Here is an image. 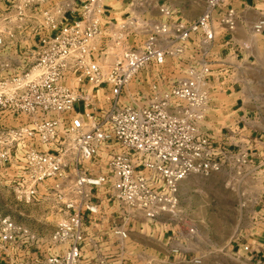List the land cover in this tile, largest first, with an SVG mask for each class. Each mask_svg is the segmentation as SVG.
<instances>
[{
	"label": "built area",
	"instance_id": "1",
	"mask_svg": "<svg viewBox=\"0 0 264 264\" xmlns=\"http://www.w3.org/2000/svg\"><path fill=\"white\" fill-rule=\"evenodd\" d=\"M76 1L79 16L69 22L60 5L37 10L43 0L0 2V52L23 44L25 56L21 69L0 62V188L19 203L53 200L64 216L51 246L37 253L39 264H79L83 217L97 212L92 200L99 191L118 210L154 220L174 214L189 177L219 173L230 159L239 180L257 167L247 150L214 146L202 131L209 96L201 86L212 71L216 30L236 25L230 0H203L201 14L187 23L169 0H124L154 3L158 19L131 13L119 21L108 17L104 0ZM38 25L57 32L40 37L32 51L28 36L18 35ZM263 29L264 16L252 30ZM189 44L200 46L201 58L181 68L176 83L156 77L143 89L141 74L180 59ZM2 209L0 201V263L7 251L25 253L37 241ZM112 233L127 238L119 228ZM201 263L199 257L186 262Z\"/></svg>",
	"mask_w": 264,
	"mask_h": 264
},
{
	"label": "crops",
	"instance_id": "2",
	"mask_svg": "<svg viewBox=\"0 0 264 264\" xmlns=\"http://www.w3.org/2000/svg\"><path fill=\"white\" fill-rule=\"evenodd\" d=\"M169 2L186 23L194 21L204 8L203 0ZM53 5H60L65 10L63 18L68 22L79 16V4L76 0H43L37 10H47ZM104 5L107 7L108 17L113 21H119L131 13L141 14L152 20L158 19L154 3L148 8L143 4L124 0H104ZM226 8L235 11L236 25L230 32L222 28L216 30L215 43L208 57L212 71L201 86L209 96V108L202 123V131L214 146H225L232 151L238 148L247 150L253 166L257 167L250 173L247 172L251 168L249 167L243 173V179L239 180L230 159L218 173L227 178L226 186L240 192L242 206L249 207L248 220L241 225L240 237L230 249L224 245L219 251V257L211 258L207 255L201 264H264V29L259 34L252 30L264 16V2L230 0ZM57 21H61L60 17ZM59 22L58 30L63 25V21ZM36 30L38 31L26 32L18 37L27 35L28 42H33L31 46L36 48L40 37L54 36L57 32L39 25ZM200 49L198 45L189 44L180 59L175 62L167 59L159 71L148 70L145 77L141 74L142 80H145L143 89L156 80V77L163 85L176 83L182 76L181 68L201 58ZM8 50L12 51L10 47ZM136 87V82H133L132 88ZM0 124H5L1 117ZM106 198L104 191L97 192L92 200L98 207L97 212L86 213L83 217L85 240L81 245L79 264H98L102 260H107L109 264H186L192 257L202 260L201 255L189 249L192 237L177 225L170 227L172 224L167 222L166 215L154 220L142 215H129L128 211H120L111 206ZM45 201L47 199L41 197L37 203ZM1 215H6L4 209ZM44 215L43 213L41 216ZM16 224L28 230L23 225ZM114 227L126 231L127 238L114 236ZM32 234L37 241L27 252L7 251L0 264H39L36 261L37 253L45 252L51 246V234L43 241L38 234ZM173 249L179 252L174 254ZM51 251L58 250L52 248Z\"/></svg>",
	"mask_w": 264,
	"mask_h": 264
},
{
	"label": "rangeland",
	"instance_id": "3",
	"mask_svg": "<svg viewBox=\"0 0 264 264\" xmlns=\"http://www.w3.org/2000/svg\"><path fill=\"white\" fill-rule=\"evenodd\" d=\"M32 43L27 42L25 45L35 51ZM36 44L37 42L34 45ZM131 45L129 40L126 46L129 48ZM21 46L22 48H11L12 51L0 52V62L7 60L21 69L25 58L24 45ZM75 110H81L80 103L75 105ZM225 179L227 180L225 175L218 173L209 177H189L179 187L178 205L174 214L166 215L167 222L172 224L170 227L177 225L186 233L190 229L194 230L189 249L201 255L202 262L207 255L211 258L219 257V251L224 245L230 249L240 237L241 225L248 220L249 207L242 206L240 192L236 188L226 186ZM0 198L5 214L12 221L28 228L29 232L38 234L41 241L52 234L64 217L53 200L43 203H19L4 187L0 188ZM43 213L44 217L41 216Z\"/></svg>",
	"mask_w": 264,
	"mask_h": 264
}]
</instances>
